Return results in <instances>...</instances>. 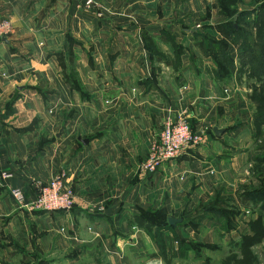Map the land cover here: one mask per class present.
I'll return each instance as SVG.
<instances>
[{
  "label": "crops",
  "instance_id": "crops-1",
  "mask_svg": "<svg viewBox=\"0 0 264 264\" xmlns=\"http://www.w3.org/2000/svg\"><path fill=\"white\" fill-rule=\"evenodd\" d=\"M94 1L97 9L83 11L78 0H0V20L11 26L0 41V175L11 174L0 177V264H223L239 256L245 226L228 230L201 210L219 191L237 199L256 187L263 167L249 90L234 77L216 82L194 36L221 38L205 29L224 21L216 1ZM166 35L183 48L178 63ZM167 120L186 121L202 141L145 172ZM56 178L74 195L70 211L20 209L10 196L24 188L31 202L36 185ZM241 209L244 222L260 215ZM141 220L152 221L150 233ZM258 246L264 241L250 250Z\"/></svg>",
  "mask_w": 264,
  "mask_h": 264
},
{
  "label": "trees",
  "instance_id": "trees-1",
  "mask_svg": "<svg viewBox=\"0 0 264 264\" xmlns=\"http://www.w3.org/2000/svg\"><path fill=\"white\" fill-rule=\"evenodd\" d=\"M215 1L218 14L225 20L215 25L214 28L206 27L205 29H216L221 38L216 39L207 33L199 32L194 33V36L196 40H201L198 47L203 56L209 57L215 66L210 73L216 82H223L229 77H234L238 81L242 74L245 75L246 79L259 81V87H253L250 90L249 99L256 107L252 126L255 146L260 154L255 158V161L257 164H262L263 167H258L256 170V175L260 177L256 187L245 188L237 193V199L231 195H222L219 191L210 202L201 207V210H204V213H208L217 221L221 220L228 230H237V223L245 226L241 231L240 241L236 244L239 256L231 255L223 264L230 262L234 264H256V256L250 247L264 241V0H248L252 6L243 8L241 11L238 6H243L245 0ZM165 38L174 49L173 63H178L183 48L175 43L174 37L166 35ZM148 46L151 55L163 57L153 44ZM231 47L235 49L234 56L230 51ZM177 63L174 64L175 67ZM227 197L235 199L239 209L242 207L257 209L260 215L253 220L244 222L240 218L242 211L236 214L231 211L226 213L213 211L211 205L221 204L222 201L218 199ZM218 217L222 219H218ZM147 222L141 220L140 225L150 233L152 221ZM157 232L152 234V238L160 245L163 240L160 239Z\"/></svg>",
  "mask_w": 264,
  "mask_h": 264
},
{
  "label": "built area",
  "instance_id": "built-area-1",
  "mask_svg": "<svg viewBox=\"0 0 264 264\" xmlns=\"http://www.w3.org/2000/svg\"><path fill=\"white\" fill-rule=\"evenodd\" d=\"M80 9L92 11L98 4L94 0H78ZM11 26L7 20H0V39L8 37ZM202 135H192L186 121H165L159 133L158 140L152 145L147 158L142 165L145 172H155L164 163L175 160L190 144H199ZM11 176L2 172L0 177L4 180ZM38 194L31 202H26L25 189L10 190V196L20 209L43 212H67L74 207V195L71 190L65 189L60 179L56 178L44 185H36Z\"/></svg>",
  "mask_w": 264,
  "mask_h": 264
},
{
  "label": "rangeland",
  "instance_id": "rangeland-1",
  "mask_svg": "<svg viewBox=\"0 0 264 264\" xmlns=\"http://www.w3.org/2000/svg\"><path fill=\"white\" fill-rule=\"evenodd\" d=\"M252 6V3L248 0H245L244 2V5L243 6H238L239 10L241 11L243 8L245 9L246 7H251ZM253 6H255V4H253ZM224 18V17H223ZM225 20V18H224ZM213 29V28H212ZM223 35V34H222ZM1 41V39H0ZM197 44L201 41L200 39H197ZM225 41H228V39ZM241 87H244L246 89L249 90V94H250V90H252L253 87H259L260 83L258 80L254 79V80H249V79H246L245 75L242 74L241 75V78L236 81ZM248 94V95H249ZM4 108H1V110H3ZM228 199V200H227ZM218 200L222 201L221 204H213L211 205L212 206V209L213 211H218L219 213H226L227 211H231L233 214L235 213H240L242 211V209H239L237 207V203L235 202V199L233 198H230L227 197V198H219ZM229 209H232V210H229ZM245 213V212H244ZM222 216V215H221ZM217 218V217H216ZM218 219H222L221 217H218ZM218 221H221V220H218ZM239 224L237 223V226ZM226 247H224V250L222 253H217L215 254V260H219L223 255L224 253L226 252ZM255 253H253L255 256H256V259H257V263L256 264H264V248L263 247H256L255 250H254Z\"/></svg>",
  "mask_w": 264,
  "mask_h": 264
},
{
  "label": "water",
  "instance_id": "water-1",
  "mask_svg": "<svg viewBox=\"0 0 264 264\" xmlns=\"http://www.w3.org/2000/svg\"><path fill=\"white\" fill-rule=\"evenodd\" d=\"M1 42L7 43L6 38L5 37L1 38ZM212 132H213L214 135H219L223 131L222 130H218L216 127H213L212 128ZM79 141H81L83 144H86V142H87L86 140H81V139H79ZM179 222H180L179 220H174V219H170V218L168 219V223L170 225H175L176 223H179Z\"/></svg>",
  "mask_w": 264,
  "mask_h": 264
}]
</instances>
